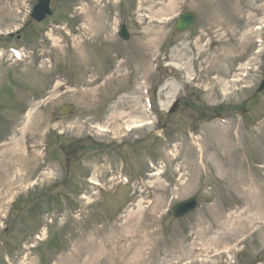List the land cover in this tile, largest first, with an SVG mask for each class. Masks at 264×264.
I'll return each mask as SVG.
<instances>
[{
    "label": "rangeland",
    "instance_id": "rangeland-1",
    "mask_svg": "<svg viewBox=\"0 0 264 264\" xmlns=\"http://www.w3.org/2000/svg\"><path fill=\"white\" fill-rule=\"evenodd\" d=\"M36 3L0 0V47L35 52L0 54V264H264V0Z\"/></svg>",
    "mask_w": 264,
    "mask_h": 264
},
{
    "label": "water",
    "instance_id": "water-1",
    "mask_svg": "<svg viewBox=\"0 0 264 264\" xmlns=\"http://www.w3.org/2000/svg\"><path fill=\"white\" fill-rule=\"evenodd\" d=\"M53 1H61V0H39L37 5L33 11V18L37 21H42L46 18L47 15L52 13L51 4ZM195 22L194 14H185L183 15L178 22V30L183 31L186 30L192 23ZM197 206V197H193L188 199L182 203H179L175 208L176 216H183L193 210Z\"/></svg>",
    "mask_w": 264,
    "mask_h": 264
},
{
    "label": "bare ground",
    "instance_id": "bare-ground-1",
    "mask_svg": "<svg viewBox=\"0 0 264 264\" xmlns=\"http://www.w3.org/2000/svg\"><path fill=\"white\" fill-rule=\"evenodd\" d=\"M222 57H223V55H221V56H219V58H218V60L221 58L222 59ZM144 123H141V124H136V125H134V127L135 128H139V127H142V125H143ZM178 157V156H177ZM157 174H159V172L158 173H156V175ZM92 182H94V183H98V181L97 180H93L92 179ZM123 228H126V227H123ZM136 227L135 228H132V229H129V231H127V229H126V231H124L123 232V235L127 238V239H135L136 238V235L138 236V232L136 231ZM136 232H137V234H136ZM146 241H148V239H146ZM136 243H138V244H143V241H139V240H137L136 241ZM146 248H148V246H146ZM143 249V248H142ZM127 252H129V250H127ZM142 252V251H141ZM140 252V253H141ZM143 253H144V256L143 257H138V256H135L136 257V259H133V258H130V262H133V264H142L143 262H141V259H142V261H144L145 260V262L147 261V259H148V257H146V255H147V253L145 252V250L143 249ZM148 255H150V254H148ZM139 258V259H138ZM144 259V260H143Z\"/></svg>",
    "mask_w": 264,
    "mask_h": 264
}]
</instances>
